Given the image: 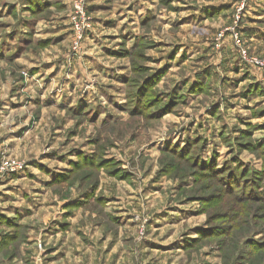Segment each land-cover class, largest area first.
Instances as JSON below:
<instances>
[{
	"label": "rangeland",
	"instance_id": "374dc122",
	"mask_svg": "<svg viewBox=\"0 0 264 264\" xmlns=\"http://www.w3.org/2000/svg\"><path fill=\"white\" fill-rule=\"evenodd\" d=\"M0 0V264H264V0Z\"/></svg>",
	"mask_w": 264,
	"mask_h": 264
},
{
	"label": "built area",
	"instance_id": "2783aa9c",
	"mask_svg": "<svg viewBox=\"0 0 264 264\" xmlns=\"http://www.w3.org/2000/svg\"><path fill=\"white\" fill-rule=\"evenodd\" d=\"M87 0H75L76 2V8H77V13L75 14V16H84L86 13V7H85V3ZM244 2L247 0H243ZM3 157L0 153V171H6L9 169H13L17 166V164L15 162H11V161H3Z\"/></svg>",
	"mask_w": 264,
	"mask_h": 264
}]
</instances>
